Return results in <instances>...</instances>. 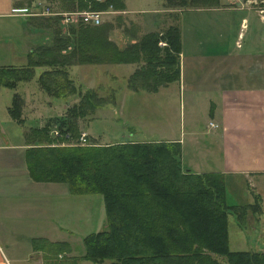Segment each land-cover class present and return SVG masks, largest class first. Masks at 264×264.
<instances>
[{"label":"trees","instance_id":"16d2710c","mask_svg":"<svg viewBox=\"0 0 264 264\" xmlns=\"http://www.w3.org/2000/svg\"><path fill=\"white\" fill-rule=\"evenodd\" d=\"M46 1L49 7L56 2L62 10L124 9L122 0ZM158 1L164 8L217 4V0ZM13 3L19 9L31 5L30 0H13ZM58 18H44L46 29L50 24H56L57 29L47 35L52 37L50 44L28 53L24 66L0 67V86L13 89L18 82L31 80L34 68H42L35 79L39 88L50 96L60 97L66 96L68 88L69 95L78 97L69 109L82 115V110L77 108L85 105L92 109L94 92L86 89L81 94L78 89L74 90L67 78V68L71 65L135 64L125 79L126 88L131 91L155 92L158 87L177 80L180 45L174 26L161 32L144 33L118 47L108 38L113 29L111 22L88 25L79 21L65 34L60 32ZM159 41L165 45L158 46ZM19 107V97L13 95L7 113L21 122ZM60 121L58 134L62 140L70 136L68 130L78 137L79 132H73L74 125L65 123L64 118ZM29 133L27 137L24 134L28 145L24 158L33 180L64 183L70 195L99 194L102 198L105 225L81 239L82 252L77 261L223 264L217 259L220 257L225 264H264L262 252L229 250L226 233L227 214L233 213L237 221H242L247 210L260 211L259 198L255 196L251 204L228 205L223 175L193 173L181 166L177 143L132 141L96 145L87 142L84 146H57L51 144L54 138L46 136V127L32 128ZM45 250V264H59L55 262L56 255H67L72 248L65 242H53Z\"/></svg>","mask_w":264,"mask_h":264},{"label":"crops","instance_id":"0c3cea01","mask_svg":"<svg viewBox=\"0 0 264 264\" xmlns=\"http://www.w3.org/2000/svg\"><path fill=\"white\" fill-rule=\"evenodd\" d=\"M151 1H155L153 7H149L151 9L124 7L118 11L124 15L125 25L128 24L127 28L130 29L110 31L108 38L118 47H122L147 32H161L168 26L177 29L180 45L177 55V80L158 87L155 92L130 91L135 94L143 92L155 95L162 89L174 85V94H177L182 108H186L184 125L187 138L181 135L184 131L179 129V135L144 141L177 143L181 166L193 173L222 174L225 193L228 176L232 179L236 175L244 178L245 175L247 177L264 175V19H261L258 13V9H264V0H217L214 6L198 8H164L160 6L158 0ZM125 2L126 0H123L124 6ZM16 7L13 0H0V27L6 23L16 27L14 33L9 35V41L0 39V67L24 66L31 51L30 46L39 41L38 36L33 35V30L27 28V22L31 21V18L17 14L14 11L17 10ZM23 26L26 27L18 31V27ZM11 36L16 39L12 40ZM46 37L47 35L43 41ZM129 65L131 67L125 74H119L123 80L136 67L135 64ZM13 95H17L22 102L19 107L21 122L17 121L22 123L23 118L27 119V116H30L32 103L26 102L27 100L17 93H13L12 97ZM12 97L9 105L5 107L6 110L11 104ZM42 123L41 119L37 126L29 128H39ZM178 125L181 126V122ZM175 130L178 133L177 124ZM199 142L204 148H209V154L202 162L203 169L189 159H184L185 155H194L198 152L201 147ZM1 144L0 149L19 150V156L0 160V165L9 166L3 177L14 179L26 176L30 181L28 182L30 189L0 191V198H27L35 194L47 198L51 196L50 185L59 183L35 181L29 176L24 158L25 149L28 147L25 140L23 144ZM206 165L208 166L205 167ZM34 185H45L46 188ZM55 191L68 193L67 188ZM55 191L53 192L56 193ZM255 196L259 198L260 211L252 213L247 210L242 221H237L235 214L233 216L235 229L243 235L236 236L239 240H264V209L260 204L259 193L249 194V199L244 204L253 203ZM38 211L34 212V206L28 207L27 203L25 206L14 203L0 209V264H45L47 244L65 242L71 245L66 240L55 237L56 232L51 233V228L54 231L65 228L50 224V217L48 214L44 215L43 208L41 214ZM32 221L36 224H32ZM243 229L248 234L243 232ZM226 233L229 248L227 226ZM247 235H251V238H247ZM8 240H29L28 248L11 244ZM253 246L255 247L231 251L264 253V247L260 244Z\"/></svg>","mask_w":264,"mask_h":264},{"label":"rangeland","instance_id":"374dc122","mask_svg":"<svg viewBox=\"0 0 264 264\" xmlns=\"http://www.w3.org/2000/svg\"><path fill=\"white\" fill-rule=\"evenodd\" d=\"M154 2L155 1L151 0H126L124 7H126V9H139L138 7L148 9L149 7H153ZM38 3L40 6H50L46 0H30L31 5L26 9V12L29 15H25L28 18H31V21L27 22V28L29 30H33V35L38 36L39 41L30 46L31 51L29 53H34L38 46L50 44L52 40L51 36L46 37L44 41L43 38L45 35H51L52 30L55 28L57 29L56 24H50V26L46 29L44 18L47 17L42 16L41 10H35L33 8V6ZM49 8H52L50 11L54 12H70L78 10L76 8L62 10L58 8L56 2H54L52 7ZM104 11L108 12L102 15V22H111L113 25V29L111 31L130 29V27L127 28L128 24L125 25L123 14L118 11L111 10L110 7ZM34 13L39 14L36 15ZM76 24V22L64 23L61 21V18H58V27L62 33L65 32V34H67L68 30H70L69 28L75 27ZM25 27L26 26L18 27V31L20 29L23 30ZM15 30L16 27L14 25L7 23L4 24L3 27H0V39H7V41H9V35L13 34ZM12 37L13 36H11L12 40L16 39L15 37ZM33 58H35V56H33ZM130 67L131 65L129 64L123 65L103 63L94 65L75 64L69 66L67 68V78L70 79L72 83L71 85L74 86V90L76 91L78 89L81 94L86 89H90L94 92V97L91 99L94 105L92 109L85 105L84 107L82 106L81 108H77V111L80 109L82 110V115H79V111L78 113L71 112V106L72 104L77 103L78 97L69 95L70 91H68V88L66 90V96L62 97L50 96L39 88L35 79L42 68H34L33 78L27 82L17 83L14 90L6 87L0 88L1 145H5L6 143L23 144V133L25 129L37 126L41 119L43 123L38 129L46 127V136L54 138L51 144L57 146H70L72 144L84 146L87 142H93L96 145H105L113 141L131 140L138 142L146 139H162L171 137L170 135H179L181 130L184 131L181 135L183 134L186 137V125H184V119H186V108H182L178 97L176 96L177 94H174V85H170L167 89H162L155 95L144 94L143 92H137L141 94H135L134 92L126 89V81L119 76V74H125ZM13 93H17L20 97L24 98L25 101L27 100L26 102L32 103V110L30 109L31 111L29 114L30 116H27V119L23 118L22 123H18L13 120L5 108L9 105L10 98ZM21 103L22 102L20 101V105ZM34 106L36 108H34ZM61 118H64L65 123L70 122L69 124L75 126L73 129L74 134H76L75 132H79L80 135L81 132H86L84 134L85 144H79V135L78 137L72 135L70 130L67 131L70 136H68L66 140H62L60 134H58ZM180 122L181 126L178 125ZM175 124H177L178 133L175 130ZM30 129L32 128H29V130ZM29 130L25 131L26 137ZM26 137L25 139H27ZM41 137L44 138L43 134H41ZM200 139L202 140L201 136ZM199 145L201 147L196 154L185 155L184 159H189L192 163H194V165L203 169L202 162L209 154V148H204V145L201 142H199ZM202 152L204 155H202ZM16 155L19 156V150L0 149V160L11 157L13 158ZM207 166L208 165L205 167ZM8 169L9 166L0 165V191L10 189H20L22 191V188L26 190L30 189L28 183L30 181L26 179V176L24 178L14 177V179L8 176L3 177V173L7 172ZM226 178L227 185L225 201L227 204H244L247 199H249V194L257 192L261 198L260 204H262L264 209V175H252L251 177H247V175H245V178L241 175H236L234 178L232 177L233 180L230 179L229 176ZM34 186H41V188L44 189L46 188L45 185H43L45 187L42 185ZM49 188L51 196L48 198L45 196H38L37 194L33 197L27 198H0V209L5 208V205H14V203H17L19 206H25V203H27L28 207H30V205L34 206V212H37L39 209V214H41V210L43 208L45 212L44 215L48 214L50 217V224H57L60 227L65 228V230L58 229V231H54L51 228V233L56 232L57 234L55 237H60L59 240H66L71 244L70 248H72L67 255H56L55 262L59 264H86L85 261H77L76 258L80 256L82 252L81 239L89 233L101 230L105 225L102 198L99 194L70 195L68 193L64 194L62 192H56L55 190H59V188H66L64 183L56 185L51 184ZM45 209H47V211H45ZM233 216V213L227 214V230L230 239L229 249L239 250L247 249V247L253 248L255 247L253 246L254 244H260L264 247V240L248 239L243 241L237 239L236 236L242 237L243 235L242 233L239 234L235 229L236 227ZM10 224L13 225L14 223ZM32 224L36 223H33L32 221ZM242 231L248 234L245 229ZM50 238L52 237L50 236ZM247 238H251V235H247ZM8 241L11 244H18L19 247L28 248L29 244V240ZM217 259L225 264L222 258L217 257ZM73 260L76 262L74 263Z\"/></svg>","mask_w":264,"mask_h":264},{"label":"built area","instance_id":"2783aa9c","mask_svg":"<svg viewBox=\"0 0 264 264\" xmlns=\"http://www.w3.org/2000/svg\"><path fill=\"white\" fill-rule=\"evenodd\" d=\"M96 1H100V0H96ZM33 8L35 10L39 9L42 12V16H59V18H61V21L65 22H69V23H74V22H79L81 21L84 24H88V25H99L102 22V15L106 14L108 11H104V10H90V9H84V10H75V11H70V12H52L50 11L49 7L46 6H40V4H36L33 6ZM16 11L17 14L20 15H29L26 12L25 8H17ZM26 12V13H24ZM258 13H259V17L261 19H264V9H258ZM36 15H38L39 13H34ZM33 14V15H34ZM165 43L159 41L158 42V46L162 47L164 46ZM211 125V124H210ZM79 144H85V135L84 133H80L79 137Z\"/></svg>","mask_w":264,"mask_h":264}]
</instances>
